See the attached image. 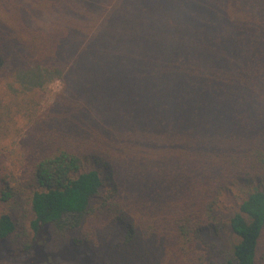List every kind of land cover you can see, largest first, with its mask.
<instances>
[{"label":"trees","instance_id":"obj_1","mask_svg":"<svg viewBox=\"0 0 264 264\" xmlns=\"http://www.w3.org/2000/svg\"><path fill=\"white\" fill-rule=\"evenodd\" d=\"M122 5L139 37L117 28ZM55 77L79 82L76 115L97 99L86 126L40 114ZM2 163L0 256L48 231L97 264H264V0H0Z\"/></svg>","mask_w":264,"mask_h":264},{"label":"rangeland","instance_id":"obj_2","mask_svg":"<svg viewBox=\"0 0 264 264\" xmlns=\"http://www.w3.org/2000/svg\"><path fill=\"white\" fill-rule=\"evenodd\" d=\"M117 4L116 2L111 3V5L105 10V13L103 14V17H109L112 12H113V5ZM115 7V6H114ZM122 9L120 8V11L118 10L114 12L116 15H114V19L118 20V25L123 29H125L124 24L126 23V29L129 33H132L134 37H139V23L137 22L138 17L135 11L131 10V14H128L129 7L130 6H121ZM131 8V7H130ZM43 16L42 19L44 20L45 23H48L50 21H54L55 17L53 16H48L45 12H42ZM119 13V14H118ZM128 14V15H127ZM112 16V15H111ZM120 16V17H119ZM101 22V20H99ZM138 23V24H137ZM116 24V23H115ZM114 27V21L113 25ZM148 31V29H147ZM105 31H100L99 34L104 33ZM83 38H80L78 41L79 47L77 49V53L79 55L82 54L83 58L86 61L85 67H81L79 71L84 72V73H90V70L93 68L92 66H95L96 68V63L94 60H92L91 57L85 56L84 51H85V46L90 45L91 43L89 42L91 34H82L81 35ZM109 50H107L108 56L110 58H115L114 56L110 55ZM98 59V57H96ZM99 60V59H98ZM109 71V70H108ZM70 79H73V74H71ZM66 83L63 82L59 77H55L49 81L43 88V90L40 92V106H39V112L43 117L48 116L49 121L48 124L52 125L54 127H57L58 130L60 129L61 132L67 131V126L66 123L68 120V116L70 115V118L76 119L77 122L80 123V126H86V122L90 121L88 118L94 117L93 115L88 116V112L90 111L91 113H95L96 110L94 108L96 107V101L97 99H92L91 102L84 101L83 104V110L81 111V115L77 114L73 108V105L77 102V96L80 90L79 82L77 80H71ZM69 87V89H68ZM65 91V92H64ZM85 105V106H84ZM51 107V110H46L48 107ZM49 107V108H50ZM65 112H68L65 117ZM85 118V119H83ZM83 122V123H81ZM24 121H18V126L21 127L23 126ZM25 128V126H23ZM70 128V127H69ZM25 130V129H24ZM19 137H9L6 139L5 142H3V145H6L9 149H11V152L9 154H12L13 156H10L9 159H5L4 162L7 164L8 162H13L14 165L19 164L18 160V152L19 147H21V142L19 143ZM17 157V158H16ZM2 165H0V171H2ZM12 171V176H15L19 174L18 169L15 168L14 166H11ZM236 190L234 191V196L228 197L225 199L224 204L222 205L221 209L218 211V220L220 222V225L225 223L226 220L231 216V211L234 210L233 205L235 201V196ZM223 235V234H222ZM221 235V238L219 240L224 242V236ZM208 242H217L218 239L215 236H208L207 239ZM219 243V241H218ZM76 257L73 258L71 255H65V251L61 253H57L56 249L54 246L50 243V234L48 231L44 232L39 236L37 239L34 247L24 253H19L15 247L12 245L8 244L6 247V251L2 253L0 256V264H97L99 262L98 259V254H95L93 252L81 249V250H76Z\"/></svg>","mask_w":264,"mask_h":264}]
</instances>
